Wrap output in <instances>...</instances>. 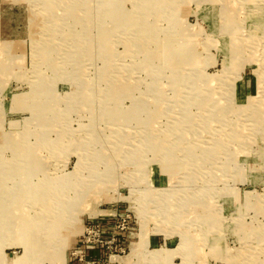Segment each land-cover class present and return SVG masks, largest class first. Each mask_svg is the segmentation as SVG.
I'll use <instances>...</instances> for the list:
<instances>
[{
	"label": "rangeland",
	"instance_id": "1",
	"mask_svg": "<svg viewBox=\"0 0 264 264\" xmlns=\"http://www.w3.org/2000/svg\"><path fill=\"white\" fill-rule=\"evenodd\" d=\"M81 241L264 264V0H0V264Z\"/></svg>",
	"mask_w": 264,
	"mask_h": 264
},
{
	"label": "built area",
	"instance_id": "2",
	"mask_svg": "<svg viewBox=\"0 0 264 264\" xmlns=\"http://www.w3.org/2000/svg\"><path fill=\"white\" fill-rule=\"evenodd\" d=\"M89 227L85 228V232L83 233L84 242L93 243L95 246H105L108 244V248L111 247L113 244L116 236L114 235L112 238V241H106L104 240V231L102 230V227L100 224H94L91 227V230ZM92 236H94L93 240L91 239ZM82 239V235H81ZM94 246V247H95ZM72 256L75 260L80 262V264H83V249H82V241L81 245L75 249V251L72 253Z\"/></svg>",
	"mask_w": 264,
	"mask_h": 264
},
{
	"label": "bare ground",
	"instance_id": "3",
	"mask_svg": "<svg viewBox=\"0 0 264 264\" xmlns=\"http://www.w3.org/2000/svg\"><path fill=\"white\" fill-rule=\"evenodd\" d=\"M77 229L78 230H80V228L79 227H77ZM85 232V227H84V230H83V232L82 233H84ZM26 253H27V255L26 256H28L29 255V247L26 249ZM123 261V260H122ZM61 263L60 264H64V256H62V258H61V261H60Z\"/></svg>",
	"mask_w": 264,
	"mask_h": 264
}]
</instances>
